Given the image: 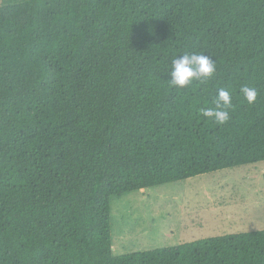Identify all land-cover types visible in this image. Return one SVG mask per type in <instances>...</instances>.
<instances>
[{
  "label": "trees",
  "instance_id": "trees-1",
  "mask_svg": "<svg viewBox=\"0 0 264 264\" xmlns=\"http://www.w3.org/2000/svg\"><path fill=\"white\" fill-rule=\"evenodd\" d=\"M185 53L214 74L172 86ZM220 88L223 124L202 114ZM260 161L264 0H2L0 264H264V229L120 255L111 236L113 197Z\"/></svg>",
  "mask_w": 264,
  "mask_h": 264
},
{
  "label": "rangeland",
  "instance_id": "rangeland-1",
  "mask_svg": "<svg viewBox=\"0 0 264 264\" xmlns=\"http://www.w3.org/2000/svg\"><path fill=\"white\" fill-rule=\"evenodd\" d=\"M263 173L260 161L113 197L114 254L264 229Z\"/></svg>",
  "mask_w": 264,
  "mask_h": 264
},
{
  "label": "clouds",
  "instance_id": "clouds-1",
  "mask_svg": "<svg viewBox=\"0 0 264 264\" xmlns=\"http://www.w3.org/2000/svg\"><path fill=\"white\" fill-rule=\"evenodd\" d=\"M215 64L210 57L195 53H185L182 57L174 56L171 60V85L184 88L193 81H205L215 72ZM241 95L248 103H254L257 99V90L252 87L242 86L240 88ZM214 107L202 110L203 116L223 124L230 119L229 109L232 106V92L227 88H220L218 95L213 101Z\"/></svg>",
  "mask_w": 264,
  "mask_h": 264
}]
</instances>
